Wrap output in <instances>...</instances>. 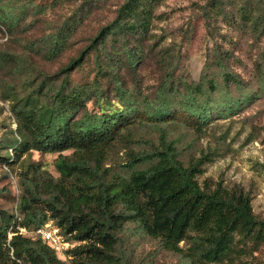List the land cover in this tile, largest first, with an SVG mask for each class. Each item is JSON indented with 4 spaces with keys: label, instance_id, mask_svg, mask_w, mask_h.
<instances>
[{
    "label": "rangeland",
    "instance_id": "obj_1",
    "mask_svg": "<svg viewBox=\"0 0 264 264\" xmlns=\"http://www.w3.org/2000/svg\"><path fill=\"white\" fill-rule=\"evenodd\" d=\"M123 2L0 0V4L11 6L8 13L14 21L13 27L0 24V56L9 59L0 64V147L8 140L21 141L11 102L2 98L5 89V93L22 100L29 98L36 105L49 103L54 91L62 86L64 92L79 89L91 98L84 104L93 113L108 101L109 112L121 110L126 97L142 109L145 103L163 101L154 99L164 83L173 82L181 92L184 81H201L206 89L216 88L208 100L215 106L208 112V123L200 132L177 121L166 123V139L174 142L184 165L205 157L200 166L203 172L197 177L199 183L222 182L226 188L240 185L249 194L253 213L264 218V23L253 17L256 3L251 7L246 0L161 1L152 11L148 31L142 37H108L99 50H90L77 68L61 73L97 31L115 18ZM128 52L136 64L128 68L122 63L115 68L113 62L124 60ZM116 74L125 96L115 85ZM44 78L51 85L40 89ZM178 96L167 97L173 109L181 104ZM244 96H250L249 101L231 112H221ZM96 98L99 105L94 104ZM158 137L156 128L141 123L134 126L128 141L136 149L149 150L158 144ZM121 146L113 147L107 158L115 171L121 169L126 158ZM14 154L13 150L6 153L0 149L2 157ZM57 156L31 150L20 153L15 162L0 161V216L6 213L13 217L8 235L17 230L22 218L18 202L23 171L34 165L57 177ZM60 233L69 243L57 255L61 264H88L70 253L79 243ZM119 238L116 253L122 264H190L184 254L165 251L158 239L146 236L135 224H126ZM179 246L187 251L189 243ZM198 264H264V246L230 260Z\"/></svg>",
    "mask_w": 264,
    "mask_h": 264
},
{
    "label": "trees",
    "instance_id": "obj_2",
    "mask_svg": "<svg viewBox=\"0 0 264 264\" xmlns=\"http://www.w3.org/2000/svg\"><path fill=\"white\" fill-rule=\"evenodd\" d=\"M161 1L124 0L115 18L100 28L90 44L60 72L68 74L77 68L88 52L99 50L108 37H142L148 31L152 11ZM252 2L257 11L254 19L264 23V0H246L251 7ZM10 9L9 4H0V24L13 27ZM250 13L253 15V11ZM7 60L0 56V64ZM136 62L128 52L124 60L116 59L113 65L117 68L123 63L132 68ZM113 77L125 96L118 75ZM45 79L40 89L51 85ZM235 85L240 83L235 81ZM178 90L170 81L156 90L154 100H163L160 103H145L140 109L126 97L121 110L109 112L108 101L93 113L84 104L91 98L79 89L64 92L62 86L43 105L5 93L8 89L2 91L3 100L11 102L21 141H6L0 149L15 154L0 156V161L15 162L20 153L31 150L58 153L54 161L57 177L34 165L23 171L18 226L30 229L52 221L67 240L79 243L70 251L72 256L88 264H122L116 248L119 233L128 223L158 239L165 251L184 254L190 264L230 260L264 246V218L253 213L249 194L240 185L226 188L222 182L199 183L197 177L203 172L200 166L205 157L184 165L174 142L166 139L163 126L173 121L195 132L202 130L209 121L208 112L215 107L208 100L216 88L206 89L201 81H184L182 91ZM172 94L180 95L181 102L174 109L167 102ZM249 99L244 96L221 112H231ZM95 101L99 105V99ZM141 123L159 132L158 144L149 150L136 149L128 141L134 126ZM119 144L126 158L121 169L115 171L107 158ZM65 151L71 153L63 155ZM0 221V264H61L57 254L39 239L15 234L8 240L12 216L1 213ZM186 241L189 247L184 251L179 244Z\"/></svg>",
    "mask_w": 264,
    "mask_h": 264
},
{
    "label": "built area",
    "instance_id": "obj_3",
    "mask_svg": "<svg viewBox=\"0 0 264 264\" xmlns=\"http://www.w3.org/2000/svg\"><path fill=\"white\" fill-rule=\"evenodd\" d=\"M14 231L15 232H11V235H8V240L12 237V235L15 234L23 237L39 239L57 255L63 253V251H65L69 246V243L63 239L59 228L56 227L50 220L45 222L42 226L33 227L30 229L18 226L17 230Z\"/></svg>",
    "mask_w": 264,
    "mask_h": 264
}]
</instances>
